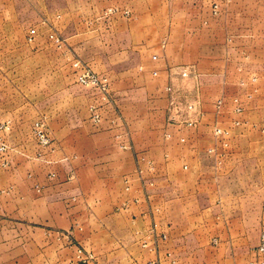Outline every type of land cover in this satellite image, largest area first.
Instances as JSON below:
<instances>
[{
    "label": "crops",
    "instance_id": "1",
    "mask_svg": "<svg viewBox=\"0 0 264 264\" xmlns=\"http://www.w3.org/2000/svg\"><path fill=\"white\" fill-rule=\"evenodd\" d=\"M59 1L61 9L49 26L67 31L75 25L79 47L104 49L91 52L92 63L137 65L138 86L148 75L155 84L163 81L158 92L164 98V109V88L169 83L168 72L162 71L164 62L184 64L198 57L208 64L216 61L212 27L214 22H223L226 11L212 18L209 7L201 16L193 8L187 15L191 27L171 18L164 27L161 16L153 18L148 8L142 13L130 9L136 0ZM111 7L127 8L131 16L103 18L102 12ZM233 30L236 35L226 36L223 43L231 53L223 51V58L229 59L235 51L231 48L249 32ZM175 31L190 34L179 41L173 37ZM192 44L202 48L201 52L188 49ZM152 55L159 61L152 62ZM154 70L157 77L152 76ZM214 74L209 70L203 75L202 88L217 85L220 91L226 87ZM254 76L258 89L244 114L246 129L252 128H237L220 165L206 153L209 148L221 151L211 133L218 115L212 104L205 106L200 99L207 114L199 127L181 132L170 128L168 140L163 126L161 135L152 136L151 123L146 122L126 125L117 118L115 126L107 123L109 130L101 125L102 120L97 125L92 119L91 124L74 123L79 128L75 142L59 136L50 146L48 168L26 170L22 176H31L26 181L18 171L13 183L0 185V264H82L76 258L77 247L94 256L92 264H145L157 259L165 263L167 254L176 264H243L241 256L250 254L264 231V73ZM58 124L66 128L68 122L59 120ZM18 125L12 123L13 138ZM118 134H124L126 149L119 147ZM180 138L185 142L180 143ZM17 150L15 160L30 158L24 156L22 147ZM140 156L154 163L153 172L140 164L141 174H137L136 158ZM49 173L54 177L48 178ZM124 177L129 178L128 191ZM35 184L40 193L34 190ZM236 223L254 226L252 241H247L243 230L211 229L216 224ZM148 238L154 239V247H142Z\"/></svg>",
    "mask_w": 264,
    "mask_h": 264
},
{
    "label": "rangeland",
    "instance_id": "2",
    "mask_svg": "<svg viewBox=\"0 0 264 264\" xmlns=\"http://www.w3.org/2000/svg\"><path fill=\"white\" fill-rule=\"evenodd\" d=\"M210 4L211 0H199L197 3L194 0H147L146 4L136 0L130 9L142 13L148 8L153 18L154 15L161 16L164 27L169 24L171 18L175 23L179 20L178 23L187 28L191 27L187 25H192L187 16L189 11L196 8L201 16L203 10L206 11ZM60 6L62 5L59 0H0V126H2L0 147L5 146V151H0V185L13 183L18 171L21 173L18 177L26 181L31 178L30 175L22 176L26 170L37 168L44 171L48 168L52 143L59 136L65 137L68 143L75 142V131L79 128H76L74 123L91 124V109L94 108L100 113L101 125L106 130H109L110 121L118 118L126 125L134 121L151 123L152 136L161 135L162 126L164 132L166 114L163 97L158 92V90L161 92L164 82L159 80L160 83L155 84L154 79L148 75L141 84L139 83V87L134 77L137 65L92 63L91 52L104 49L95 46L93 49L79 47L80 37L73 30L75 25H68L72 29L67 31L58 26L54 28L49 26V21L59 13ZM225 11L226 17L224 15L223 22L220 24L219 21L214 22L212 27L216 31V34H212L216 41L212 49L216 53L214 64L205 63L198 57L184 64L168 65L164 62L165 67L163 66L162 71L169 72V69L193 66L200 75L199 78L186 81L177 78L175 82L177 88L185 92L187 89L190 97L197 89L198 100L200 99V102L203 100L205 106L210 104L214 106L221 98L222 113L218 117L215 115L219 119L216 121L221 126L229 127L232 121L239 120L242 123L240 128L251 130L252 127L247 129L245 127L247 121L244 114L247 105L253 100V97L248 99L247 96L255 95L258 89L257 77L254 75L258 72L264 73V0H238L234 5L230 3L225 6L222 13ZM111 18L116 17L105 19ZM225 27L229 29L226 30ZM234 28L239 30L237 34L240 29L249 32L243 33L235 47L231 48L235 49L233 55L229 59L227 56L223 58V51L227 53L226 55L231 53L223 43L226 36L236 35ZM32 29L35 30V34L29 42V31ZM186 34L190 32L175 31L173 37L180 41L185 39ZM206 35L205 33L203 36L205 39ZM200 38L198 41L202 44ZM188 49L200 52L202 50L193 47V44L188 45ZM238 49L239 51H236ZM76 62L80 63L79 68L74 67ZM189 63L194 64L187 65ZM209 70L214 71L216 77H220L222 85L226 82L224 89L218 91L217 85L202 88V77ZM82 71L107 77L110 87L108 96L102 95L95 87L79 85L77 76ZM217 81L219 82V79ZM128 86L131 88L125 89ZM141 88L147 89L145 90L147 92L142 93ZM234 99H238L242 108L239 115L233 112ZM59 120L68 122L67 127H59ZM37 121L45 123L49 138L54 140L51 139V145L47 149H41L34 138L33 124ZM12 123L19 124L15 130L17 135L14 133L17 137L14 138L11 135ZM119 128L116 127L118 131ZM235 129L232 130V135H236L238 129ZM17 147H22L24 153L26 152L24 156L30 158L25 161L15 160L14 157L18 154ZM29 159L33 161L31 164L27 163L30 162ZM51 173L47 175L48 178L54 177ZM33 188L37 193L41 192L38 184ZM211 229L216 232L246 231L248 242L252 241L256 231L253 225L238 223L216 224L212 225ZM149 232L155 233V224ZM143 242L150 246L154 240L146 239ZM151 246L154 247L155 244ZM256 247L250 254L241 256L243 264H250L255 260ZM78 248L84 250L82 247ZM93 262L94 256L90 264Z\"/></svg>",
    "mask_w": 264,
    "mask_h": 264
},
{
    "label": "built area",
    "instance_id": "3",
    "mask_svg": "<svg viewBox=\"0 0 264 264\" xmlns=\"http://www.w3.org/2000/svg\"><path fill=\"white\" fill-rule=\"evenodd\" d=\"M233 0H211L210 4V15L212 18H218L224 9L225 6L232 3ZM103 18H110L115 16H120L123 18H129L131 16V12L129 9H118L115 7L107 8L102 12ZM35 34V30L29 31L28 41H32V37ZM152 62L159 61V57L157 55L151 56ZM80 63H74L75 68H79ZM142 70V68H140ZM169 83L164 88V94L166 99V108H165V131L164 138L168 140L171 137L170 128L176 129L178 132H181L184 128L195 129L199 127L201 122L205 117V112L201 109V105L197 96V89L194 90L193 95L190 97L187 89L186 92L183 89L177 88L176 84L172 82V79H181L186 81L188 79L197 80L199 78V74L196 72L193 66H182L176 69H169ZM158 72L156 70L152 71V76L157 77ZM77 83L81 86H92L95 87L102 95L105 97L109 94V83L107 77L98 76L95 73L90 71H82L77 76ZM248 99L252 98V95L247 96ZM234 108L233 112L239 115L242 112L241 105L238 102V99H234ZM223 108V100L220 98L214 104V114L220 115L222 113ZM91 119L94 124H99L101 122V115L98 110L91 109ZM116 121H111V124L116 125ZM242 123L239 120L232 121L231 126L223 127L218 122H214L211 127V133L215 141L218 143L219 148H209L206 150L208 155L213 156L216 159V164L220 165L221 160L225 158V151L229 147V140L232 135V130L235 128H240ZM118 127V125L116 126ZM2 130V126H0V133ZM33 135L41 149H47L51 145V139L49 138L48 132L46 130V125L43 121H37L33 124ZM124 134L115 135V139L118 141L119 147L122 149H126V143L123 142ZM1 141V139H0ZM180 143H184L185 139L180 138ZM0 151H5V146L0 147ZM167 157V156H165ZM140 164H144L147 166L150 172L154 171V163L151 160L146 159V157H137L136 172L138 175L141 174V169L139 168ZM183 169H187L186 166H183ZM123 183L125 185V190H129V178L124 177ZM137 203V200H134ZM152 235V233H151ZM152 237V236H150ZM162 240L166 239L165 235L160 237ZM149 240H154L153 238H148ZM142 247H148L144 242L142 243ZM76 258L82 264H90L93 260V256L90 253H86L81 248L76 249ZM264 232L259 236V243L255 249V260L250 264H264ZM146 264H176L175 260L171 255H166L165 263H162L159 259L148 261Z\"/></svg>",
    "mask_w": 264,
    "mask_h": 264
}]
</instances>
